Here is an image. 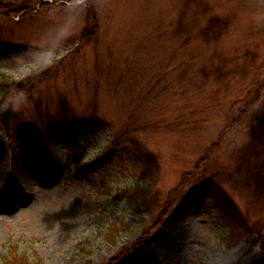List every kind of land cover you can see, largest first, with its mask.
Instances as JSON below:
<instances>
[{"label": "rangeland", "instance_id": "1", "mask_svg": "<svg viewBox=\"0 0 264 264\" xmlns=\"http://www.w3.org/2000/svg\"><path fill=\"white\" fill-rule=\"evenodd\" d=\"M0 3L28 8L0 9V74L16 80L12 126L0 118V178H23L0 200V264L13 248L42 264H105L138 247L139 264H254L264 241V190L248 188L264 182V0ZM168 122L190 139L156 130ZM229 123L222 149L198 166L199 146ZM124 129L162 163L141 212L116 197L133 182ZM219 187L262 234L222 240ZM194 188L202 200L176 211ZM121 222L124 232L107 236Z\"/></svg>", "mask_w": 264, "mask_h": 264}, {"label": "trees", "instance_id": "2", "mask_svg": "<svg viewBox=\"0 0 264 264\" xmlns=\"http://www.w3.org/2000/svg\"><path fill=\"white\" fill-rule=\"evenodd\" d=\"M0 9L1 11H6L7 13L12 12H19L21 9L28 10V8H15L8 4L0 3ZM1 13V12H0ZM15 14V13H14ZM18 15V14H17ZM86 30H84L82 36H81V45L87 43L89 41V38L86 35ZM32 78H29L28 84L29 87L34 89V85L36 84ZM15 85L16 80L15 78L7 73L0 74V115L7 114L6 117H0L4 118V121L7 123V127L10 128L12 125L10 124L11 121V105L10 98L15 93ZM21 85H18V89ZM27 86L24 87L23 90L26 89ZM28 87V89H29ZM28 91V90H27ZM30 91V89H29ZM190 100V99H189ZM187 100V101H189ZM192 101V100H191ZM176 112H180V109H174ZM185 116H182L183 118ZM242 116L238 117L237 120L240 121ZM201 123H198L200 125ZM179 124L168 122L164 124V129L162 126H157V131H161L164 133L171 132L176 130L177 132L184 133L185 137L189 140L190 136L186 135V130H179L180 127ZM232 127V123H229L226 128L224 129V134H220L217 140L210 141L208 144L200 145L199 147V160H198V166L199 163L205 165L206 167L210 164V162L215 158V154L222 149V144L225 141V136L227 131ZM145 129H147L148 132L152 129L147 122H145ZM192 129V128H191ZM135 131H129L127 129H124L122 132V136L129 134L130 135V142L128 146L126 147L124 153L128 159L132 162V177L133 182L129 184L126 187H122L118 190L117 196L120 199L125 200L128 203L129 208L136 211H144L146 208H149L150 200L154 195V191L157 189V185L159 183L160 179V172L162 170V163L158 157V155L150 150L147 146V138L143 139L142 136L134 135ZM10 135V133H9ZM11 136V135H10ZM188 140H186L188 142ZM116 142V140H115ZM231 174L229 175V177ZM239 183H234V187L239 189L241 193H243V189L245 187V184H241V182L238 180ZM250 191L253 192L255 195L260 192L259 188L264 190V182L256 183L250 181L249 187ZM261 190V191H262ZM263 192V191H262ZM260 192V194H262ZM215 216L218 220L219 225L222 227L223 231V237L222 240L226 242V244L229 247L234 246L235 244L239 243L245 236H247L249 233L254 234H262V232L259 231L260 228H253L250 226L244 212L241 210V208L238 206L237 202L232 198V196L229 194V192H226L223 189L217 188L215 190ZM252 198H254V195H251ZM203 198V193L198 189L194 188L193 190L189 191V194L185 195L180 203L178 204L177 208L180 209L182 206L187 204L188 201H190L193 205L195 202L201 201ZM255 207H260V204L254 205ZM257 208V207H256ZM258 209V208H257ZM174 210V211H175ZM185 212V211H184ZM184 212H180V216ZM261 211L258 210V213ZM124 222H121L120 224H113L108 227V235L109 237H112L113 239H116L120 233L124 232ZM258 222L254 224V226H258ZM149 232V230H145V233H142V235L139 237V241L135 242L134 246L136 245H142L146 241V234ZM108 237V239H109ZM162 239L158 238L157 243L161 242ZM112 242V241H111ZM149 246V245H148ZM138 249H135V252L139 254ZM131 252L127 254L126 256H123V252H121L120 255L111 258L107 263L105 264H139L137 261L132 260L133 253ZM136 254V255H138ZM1 264H42L41 260L38 259L37 261H31L26 255H22L18 253V250L13 248L10 251V254L6 256ZM254 264H264V241H262L261 244V254L260 257L255 261Z\"/></svg>", "mask_w": 264, "mask_h": 264}, {"label": "bare ground", "instance_id": "3", "mask_svg": "<svg viewBox=\"0 0 264 264\" xmlns=\"http://www.w3.org/2000/svg\"><path fill=\"white\" fill-rule=\"evenodd\" d=\"M4 172V171H3ZM6 173V172H5ZM0 179H2V178H0ZM19 181H16V179L14 178V177H12L11 179L9 178V176H7V174H5V176H4V179H2L3 180V182L1 181V183H0V185H2V186H0L1 188H0V200H5L6 199V193H5V189H6V187L9 185V184H12V185H17V183H19L23 178L22 177H18L17 178ZM14 180H15V182H14Z\"/></svg>", "mask_w": 264, "mask_h": 264}, {"label": "clouds", "instance_id": "4", "mask_svg": "<svg viewBox=\"0 0 264 264\" xmlns=\"http://www.w3.org/2000/svg\"><path fill=\"white\" fill-rule=\"evenodd\" d=\"M259 22V21H258Z\"/></svg>", "mask_w": 264, "mask_h": 264}]
</instances>
